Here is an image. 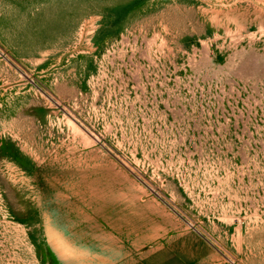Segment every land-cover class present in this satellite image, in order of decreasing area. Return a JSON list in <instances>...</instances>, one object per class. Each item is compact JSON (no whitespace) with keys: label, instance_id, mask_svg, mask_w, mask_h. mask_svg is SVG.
Wrapping results in <instances>:
<instances>
[{"label":"rangeland","instance_id":"obj_1","mask_svg":"<svg viewBox=\"0 0 264 264\" xmlns=\"http://www.w3.org/2000/svg\"><path fill=\"white\" fill-rule=\"evenodd\" d=\"M0 264H264V0H0Z\"/></svg>","mask_w":264,"mask_h":264}]
</instances>
